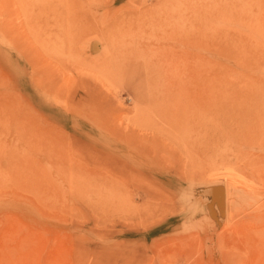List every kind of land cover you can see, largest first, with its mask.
I'll use <instances>...</instances> for the list:
<instances>
[{
	"label": "rangeland",
	"instance_id": "374dc122",
	"mask_svg": "<svg viewBox=\"0 0 264 264\" xmlns=\"http://www.w3.org/2000/svg\"><path fill=\"white\" fill-rule=\"evenodd\" d=\"M259 33L264 0H0V264H264Z\"/></svg>",
	"mask_w": 264,
	"mask_h": 264
},
{
	"label": "bare ground",
	"instance_id": "6f19581e",
	"mask_svg": "<svg viewBox=\"0 0 264 264\" xmlns=\"http://www.w3.org/2000/svg\"><path fill=\"white\" fill-rule=\"evenodd\" d=\"M262 5V4H261ZM63 8V7H62ZM260 8V7H259ZM13 13V12H12ZM55 14V13H54ZM25 15V14H24ZM73 16H75V14H73ZM23 17V16H22ZM76 17V16H75ZM75 17H73V19H74V21H76V19H75ZM77 18V17H76ZM80 18V17H79ZM258 18V17H257ZM5 19H7V18H5ZM12 19H13V17H12ZM35 19V18H34ZM78 19V18H77ZM14 20V19H13ZM12 20V21H13ZM17 20H19V19H17ZM80 20V19H79ZM255 20H256V18H255ZM20 21V20H19ZM71 21V20H70ZM73 21V22H74ZM14 22V21H13ZM33 21H31V23H32ZM254 22V21H253ZM257 22V21H256ZM256 22H254V23H256ZM76 23V22H75ZM13 25V24H12ZM27 25V24H26ZM258 26V28H260L259 27V25H256V27ZM20 27V26H19ZM15 28V27H14ZM256 31V30H255ZM258 32H260V31H258ZM5 33V32H4ZM261 33V32H260ZM257 34V36L260 38V41H261V38H264V35H262V34H264V33H262V34ZM22 35V34H21ZM25 36V35H24ZM23 36V37H24ZM80 37V36H79ZM35 40V39H34ZM199 84V83H198ZM197 85V84H196ZM199 86V85H198ZM199 94V93H198ZM232 96V95H231ZM257 110H259V109H257ZM253 117V116H252ZM257 118V119H260V120H262V119H264V109H262L261 110V112H259V114L258 115H256V116H254L253 117V119L254 118ZM249 118H251V117H249ZM213 135V134H212ZM215 136H216V134H215ZM217 138H218V136H217ZM215 139V138H214ZM219 194H220V192H218Z\"/></svg>",
	"mask_w": 264,
	"mask_h": 264
},
{
	"label": "water",
	"instance_id": "95a60500",
	"mask_svg": "<svg viewBox=\"0 0 264 264\" xmlns=\"http://www.w3.org/2000/svg\"><path fill=\"white\" fill-rule=\"evenodd\" d=\"M220 190V189H219ZM220 202H221V204H222V195L220 196Z\"/></svg>",
	"mask_w": 264,
	"mask_h": 264
}]
</instances>
